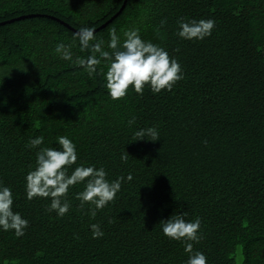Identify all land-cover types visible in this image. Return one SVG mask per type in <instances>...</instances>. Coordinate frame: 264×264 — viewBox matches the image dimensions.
<instances>
[{"label": "trees", "instance_id": "trees-1", "mask_svg": "<svg viewBox=\"0 0 264 264\" xmlns=\"http://www.w3.org/2000/svg\"><path fill=\"white\" fill-rule=\"evenodd\" d=\"M123 2L0 0V22L35 15L0 25V183L29 222L21 237L0 231V264H184L183 243L159 223L182 212L200 218L193 248L208 264H264V0H127L94 35L106 44L112 29L139 28L180 63L183 79L155 94L130 86L112 100L103 63L90 78L53 49L72 44L73 61L86 57L73 34L99 27ZM181 17L215 27L201 41L183 40ZM149 126L158 139L136 140ZM62 135L76 144L77 163L103 166L109 180L132 176L95 217L74 198L82 185L69 189L59 218L46 198H25L37 151L29 139L51 147ZM93 223L102 237L92 238Z\"/></svg>", "mask_w": 264, "mask_h": 264}, {"label": "clouds", "instance_id": "clouds-1", "mask_svg": "<svg viewBox=\"0 0 264 264\" xmlns=\"http://www.w3.org/2000/svg\"><path fill=\"white\" fill-rule=\"evenodd\" d=\"M164 23L162 20L161 26ZM177 26L176 35L179 38L201 41L211 35L215 21L211 18L181 17ZM73 40L78 42L81 52H89L86 57H78L73 61L72 44L63 42L55 44L54 53L61 60L72 61L86 69L90 78L94 73L99 74L98 66L103 63L106 66L103 73L104 87L112 100L124 98L130 86L136 94L142 95L145 86L155 94L162 90L171 91L176 82L183 79L180 63L164 47L143 40L139 28L130 27L120 32L112 29L105 44L102 38L94 35L92 27H81L73 34ZM134 123V117L128 120L129 125ZM133 135L136 140L150 141H156L159 136L155 126L139 128ZM42 143L43 137L36 136L30 138L26 145L37 151L35 166L24 176L25 198L29 201L33 198H46L49 201L47 210L55 212L58 218L69 211L71 205L67 196L70 188L82 185L74 198L80 202V206L89 204V214L95 217L97 211L116 198L122 182L132 179L129 174L109 180L103 166L77 163L76 144L67 136H57L51 147H38ZM128 156L124 152L120 160L127 161ZM185 216L186 212L173 213L168 219L160 221L161 232L167 238L183 243L187 254L184 264H208L206 255L193 248V244L201 239V220L199 217L187 220ZM28 224V220L14 210L12 188L0 183V231L11 230L15 236L21 237ZM89 228L93 239L104 235L99 224H90Z\"/></svg>", "mask_w": 264, "mask_h": 264}, {"label": "water", "instance_id": "water-1", "mask_svg": "<svg viewBox=\"0 0 264 264\" xmlns=\"http://www.w3.org/2000/svg\"><path fill=\"white\" fill-rule=\"evenodd\" d=\"M126 1L127 0H124V2H123V4H122V6L120 7V9L110 18V19H108L105 23H103V24H101L99 27H97V28H94V32H96L98 29H100V28H103V27H105L109 22H111L121 11H122V9L124 8V6H125V3H126ZM30 16H35L34 14H32V15H22V16H18V17H16V18H11V19H7V20H5V21H2V22H0V25L1 24H5V23H9V22H13V21H15V20H19V19H22V18H25V17H30ZM52 17V16H51ZM53 19H56V20H58V21H60L61 23H63V24H65V25H67V26H69L66 22H64L63 20H61V19H59V18H56V17H52ZM70 27V26H69ZM72 29H74V28H72Z\"/></svg>", "mask_w": 264, "mask_h": 264}]
</instances>
